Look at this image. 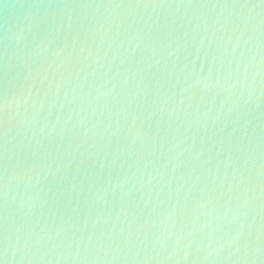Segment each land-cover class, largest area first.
<instances>
[{"label": "water", "instance_id": "1", "mask_svg": "<svg viewBox=\"0 0 264 264\" xmlns=\"http://www.w3.org/2000/svg\"><path fill=\"white\" fill-rule=\"evenodd\" d=\"M2 264H264V0H0Z\"/></svg>", "mask_w": 264, "mask_h": 264}, {"label": "snow or ice", "instance_id": "2", "mask_svg": "<svg viewBox=\"0 0 264 264\" xmlns=\"http://www.w3.org/2000/svg\"><path fill=\"white\" fill-rule=\"evenodd\" d=\"M0 264H2V262H0Z\"/></svg>", "mask_w": 264, "mask_h": 264}]
</instances>
